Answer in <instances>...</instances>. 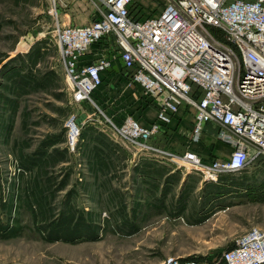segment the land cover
Segmentation results:
<instances>
[{
    "label": "rangeland",
    "instance_id": "1",
    "mask_svg": "<svg viewBox=\"0 0 264 264\" xmlns=\"http://www.w3.org/2000/svg\"><path fill=\"white\" fill-rule=\"evenodd\" d=\"M154 3L160 11V0H148L146 9ZM95 13L88 0H0V264L33 257L37 264L211 262L251 228L264 231V156L226 176L242 193L213 218L209 200L195 192L199 176L137 173L128 161L133 153L95 108L78 148L67 149L69 117L93 113L72 103L53 31L57 20L83 26ZM107 47L93 49L110 52L125 94L118 105L122 90L110 93L104 105L98 90L96 104L112 120L124 110L134 117L146 95L130 82L133 68Z\"/></svg>",
    "mask_w": 264,
    "mask_h": 264
},
{
    "label": "built area",
    "instance_id": "2",
    "mask_svg": "<svg viewBox=\"0 0 264 264\" xmlns=\"http://www.w3.org/2000/svg\"><path fill=\"white\" fill-rule=\"evenodd\" d=\"M88 1L95 20L83 26L57 20L53 31L72 103L93 113L84 121L69 117V151L78 148L82 127L96 121V109L133 155L169 157L179 170L208 181L242 172L264 156V0H167L158 16L140 19L132 13L135 0ZM110 43L133 68L131 84L156 108L146 125L128 115L112 120L96 104L112 57L93 48ZM180 111L193 114V143H201L212 124L216 141L232 149L229 156L181 155L154 146ZM159 264H264V231L251 228L211 262L170 257Z\"/></svg>",
    "mask_w": 264,
    "mask_h": 264
},
{
    "label": "crops",
    "instance_id": "3",
    "mask_svg": "<svg viewBox=\"0 0 264 264\" xmlns=\"http://www.w3.org/2000/svg\"><path fill=\"white\" fill-rule=\"evenodd\" d=\"M161 1V8L166 6L167 0H160ZM148 7V0H135V6L132 10L133 16H135L137 19L147 17V16H158L160 11L157 10L158 5L154 3V5L150 6V9L147 10ZM138 8V10H137ZM144 10H147L148 12H145ZM112 40V38H110ZM107 50H113L116 49L111 43L110 45H106ZM110 53V52H109ZM117 62V61H115ZM114 64L112 69L104 72L103 78H104V86L103 90L105 93L103 96H101L100 101L102 104H106L110 98L112 99L113 95H117L118 90L121 89V95L117 99L118 105L122 103L123 100V94L124 92V81L122 77L121 72H115L114 71ZM111 72H113L111 75ZM101 89V90H102ZM110 93H112V96H110ZM132 100V98H130ZM145 100V99H144ZM143 100L137 102L136 101V108L134 109V118L138 119L143 125H146L149 122H152L156 117V109H148L146 108V102ZM141 104V110L142 107L145 108L143 111H139L138 106ZM103 106V105H102ZM140 108V107H139ZM148 109V110H147ZM109 113L110 111L107 110ZM144 113H148L147 119L143 115ZM129 115L125 110L124 112H119L117 114H114V117H124ZM194 126V118L193 114H185L183 111H180L178 113V116L175 120H173L167 128V130H164L160 135H158L153 141L152 144L156 147L163 148L168 152L171 153H177L183 155L187 151H195L203 156H209V157H218V158H224L228 157L232 149L228 147L227 145L216 141L215 135L218 131V128L213 126L212 124H207L204 129V134L202 137V142L199 144L193 143L191 141V133ZM130 167L137 166L141 164V167L144 170L152 169L151 167H155L158 169H161V173L165 172L164 177H168L170 175H173L176 172H179L180 174H183L184 179H188L190 173L184 172L182 170H179L178 167L172 163L169 159V157L166 156H149V155H132L128 159ZM188 173V174H187ZM194 176H199L197 184L195 185V192L203 195L202 201L209 200V213L210 215L215 211L217 212L212 217L219 215L221 212H225L230 209V204L233 203L236 199V197L241 194L242 192H237L236 186L238 183L236 181H233L229 179V177L224 176H218V177H209V181L205 180L203 176L193 173ZM245 182L244 187L246 189L252 188V185L255 184V182L252 179ZM237 183V184H236ZM249 185V188H248ZM251 185V186H250ZM245 190L243 192L246 193ZM247 194V193H246ZM211 211V212H210ZM214 212V213H215ZM211 217H209V221L212 220V224H214V220ZM222 221V220H221ZM209 223V225H210ZM220 225L223 222H218ZM34 256V255H33ZM19 262H9L7 264H24ZM30 264H37L36 259L33 257L32 260H29Z\"/></svg>",
    "mask_w": 264,
    "mask_h": 264
},
{
    "label": "trees",
    "instance_id": "4",
    "mask_svg": "<svg viewBox=\"0 0 264 264\" xmlns=\"http://www.w3.org/2000/svg\"><path fill=\"white\" fill-rule=\"evenodd\" d=\"M98 91V90H97ZM97 91L95 92V94H94V99H95V101L97 100V96H96V93H97ZM88 110L91 112L92 111V109H89L88 108ZM94 123H87V124H85L83 127H82V131H81V137H80V140H81V138H82V135L84 134V130L86 129V127L87 128H90V126L91 125H93ZM65 141H66V137H65ZM152 169H148V170H144L142 167H141V164H139V165H137V166H134L133 167V170L134 171H141V172H145V173H148V174H154L155 176H157V175H160V177L162 176V173H161V169H158V168H155V167H151ZM138 173V172H137ZM163 173H165V172H163ZM176 173H179V172H176ZM176 173H174V174H176ZM173 174V175H174ZM169 177V176H168ZM229 179H231V178H229ZM232 180V179H231ZM234 181V180H233ZM246 181H247V179H246ZM245 181V182H246ZM239 184H243V183H239ZM245 184V183H244ZM50 239L51 240H53V239H55V240H60V239H62V238H60V236H58V237H55V238H53V235H50ZM185 260H188V259H185Z\"/></svg>",
    "mask_w": 264,
    "mask_h": 264
}]
</instances>
